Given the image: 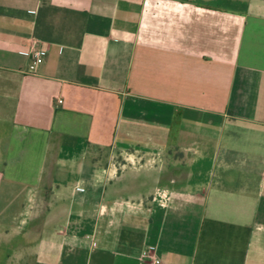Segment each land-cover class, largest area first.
<instances>
[{
  "label": "crops",
  "instance_id": "obj_1",
  "mask_svg": "<svg viewBox=\"0 0 264 264\" xmlns=\"http://www.w3.org/2000/svg\"><path fill=\"white\" fill-rule=\"evenodd\" d=\"M145 248L264 264V0H0V264Z\"/></svg>",
  "mask_w": 264,
  "mask_h": 264
},
{
  "label": "built area",
  "instance_id": "obj_2",
  "mask_svg": "<svg viewBox=\"0 0 264 264\" xmlns=\"http://www.w3.org/2000/svg\"><path fill=\"white\" fill-rule=\"evenodd\" d=\"M27 53L30 56V63L27 69V72L32 73L35 71L38 65H40L43 60L46 58L48 52L50 51L49 46L34 48V47H24ZM62 101H59L61 103ZM144 259L151 260L154 264H159L160 261L154 256L150 254V248H145L141 255Z\"/></svg>",
  "mask_w": 264,
  "mask_h": 264
}]
</instances>
